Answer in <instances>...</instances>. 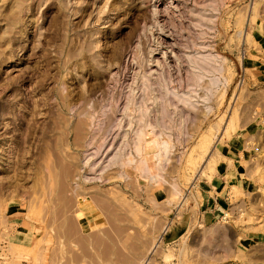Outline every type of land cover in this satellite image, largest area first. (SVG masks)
<instances>
[{
	"label": "rangeland",
	"instance_id": "1",
	"mask_svg": "<svg viewBox=\"0 0 264 264\" xmlns=\"http://www.w3.org/2000/svg\"><path fill=\"white\" fill-rule=\"evenodd\" d=\"M153 209L147 264H264V0H0V264H127Z\"/></svg>",
	"mask_w": 264,
	"mask_h": 264
},
{
	"label": "crops",
	"instance_id": "2",
	"mask_svg": "<svg viewBox=\"0 0 264 264\" xmlns=\"http://www.w3.org/2000/svg\"><path fill=\"white\" fill-rule=\"evenodd\" d=\"M216 182H218L219 184H223V181L226 185L233 182H236L238 185L240 184V180L242 179L241 177V171L237 170L236 168H227L226 171L223 174H217L215 176ZM214 194L211 193V196H213ZM161 196H163L161 194V192H156L155 193V200L153 202V205L159 204V202L161 201ZM215 197V196H214ZM219 197V196H218ZM164 200V199H162ZM214 200L216 201V204L214 206L211 207L212 209H208L204 211V215L207 217L209 215V213L212 212L211 215L215 216L217 214H220L223 209L226 207V202H228L230 200L229 195L228 196H222L221 198H214ZM143 203L147 206L148 202H145L143 200ZM207 203L208 200H207ZM212 203V202H211ZM210 204V203H209ZM154 213H157L158 215V220L155 223H152V225L150 227H148V229L145 232H137L135 234H132L131 232H127L129 238L131 239V241L128 242V249H130V258L127 260V264H133L136 263L138 261L139 258L142 257V260L139 264L143 263V260L145 259V257L148 255L149 250L153 244V242L155 241L154 238H158L159 236H162V240L161 243L163 244V251L162 254L160 256V258H162V256L166 253V251L169 248L174 247L176 244H178V239H180V234H178L177 231H175L174 227H176L177 224H175V217L176 215L173 214V216L171 217H167L166 214L161 213L159 210H154ZM86 215H85V222L89 223L90 218H91V214L93 212H91V209H86L85 211ZM204 216V217H205ZM177 217V216H176ZM84 218V219H85ZM83 219V220H84ZM161 220H164V224L161 227ZM166 220V221H165ZM174 223V225H173ZM165 226H167V229L164 230ZM155 238V239H156ZM154 240V241H153ZM160 243V244H161ZM160 247V245L158 246V248ZM158 248L156 249V251L158 250ZM156 251L152 254L155 255ZM152 257V256H151ZM161 261L163 259H160ZM150 262V261H149ZM148 262V263H149Z\"/></svg>",
	"mask_w": 264,
	"mask_h": 264
},
{
	"label": "bare ground",
	"instance_id": "3",
	"mask_svg": "<svg viewBox=\"0 0 264 264\" xmlns=\"http://www.w3.org/2000/svg\"><path fill=\"white\" fill-rule=\"evenodd\" d=\"M208 56H210V55H199L198 57H196L195 56V58H194V56H189L190 58H191V60H192V63H193V66L194 67H196V68H199V71H198V73H197V81H199V82H201V80L203 79V75H202V61H203V59H205V58H207ZM202 83V82H201ZM182 94V93H181ZM185 99H187L188 100V98L187 97H184ZM181 99V98H180ZM184 99V100H185ZM186 102H188V101H186ZM136 103V102H135ZM107 108H108V106H107ZM128 115V114H127ZM146 120V119H145ZM149 123V122H148ZM152 124V123H151ZM148 125V124H147ZM150 125V124H149ZM149 128H150V130H149ZM154 128H151V126L149 127L148 126V128L147 129H145V130H143V131H138L139 132V134H138V139H137V141H136V149H137V152L138 153H140L141 152V150H142V142L143 141H148V142H150V144L153 142V143H155V147H156V145H157V148L161 151V150H163V152L164 151H168L169 150V148H170V145H169V143L166 141V140H162V141H160L159 139H157L156 138V135H155V133H154V130H153ZM146 145V144H145ZM144 145V146H145ZM149 145V144H148ZM213 147V146H212ZM216 147V145H214V148ZM213 151V150H212ZM212 151L209 153L210 155L212 154ZM165 152V153H166ZM157 155H159V153H157L156 154V156ZM125 158V157H124ZM119 161L120 162H123V161H126V162H132V161H134L133 160V158H130V157H127L126 159H124L123 160V158H119ZM142 162H144L143 161V159L141 160ZM146 161V160H145ZM207 161H208V158H207ZM145 165H147L146 163H145ZM145 169V168H144ZM147 169H148V167H147ZM202 170H203V167L201 168V170H200V173L202 172ZM167 229V226H165V228H164V230H166ZM162 240V236H160V237H158V239H157V241H156V243H154V245L153 246H151V248H150V250H149V253H148V255L145 257V259H144V261H143V263L142 264H147L148 263V261L150 260V255L149 254H152L155 250H156V248L158 247V245H159V242Z\"/></svg>",
	"mask_w": 264,
	"mask_h": 264
}]
</instances>
